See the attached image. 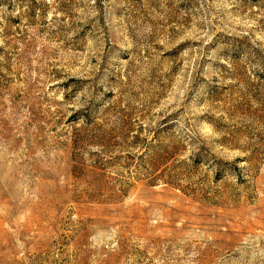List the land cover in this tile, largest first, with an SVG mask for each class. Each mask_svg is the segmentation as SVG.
<instances>
[{"label":"rangeland","instance_id":"1","mask_svg":"<svg viewBox=\"0 0 264 264\" xmlns=\"http://www.w3.org/2000/svg\"><path fill=\"white\" fill-rule=\"evenodd\" d=\"M0 264H264V0H0Z\"/></svg>","mask_w":264,"mask_h":264}]
</instances>
